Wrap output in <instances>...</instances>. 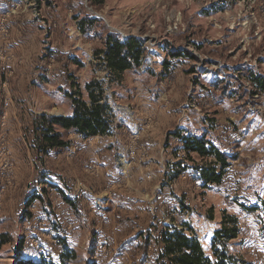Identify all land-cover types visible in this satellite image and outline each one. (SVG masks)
Segmentation results:
<instances>
[{"label":"rangeland","instance_id":"1","mask_svg":"<svg viewBox=\"0 0 264 264\" xmlns=\"http://www.w3.org/2000/svg\"><path fill=\"white\" fill-rule=\"evenodd\" d=\"M177 5V0H0L4 63L9 76L16 75L0 87V95L9 110L11 93H22V121L29 124L23 131L27 145L34 146L39 116L72 114L66 94H77L79 86L84 88L93 78L103 80L111 104V132L94 146L109 152V164L98 160L89 165L111 167L116 174L112 178L133 190L138 209L115 238L99 236L100 229L93 235L95 229L82 225L78 237H66L68 229L64 231L57 206L63 203L65 156L85 152L91 145L69 131L64 138L70 146L49 151L55 152L53 179L46 176L43 154L40 182L34 186L38 189L28 192L31 196L40 192L44 200L0 217V235L9 239L0 251V264H140L141 249L121 252V243L131 239L134 245L143 243L144 238L135 241L139 234H157L153 225L158 230L165 225L182 230L183 224L194 230L206 256L215 262L211 244L226 215L237 217L241 230L227 244L229 254L237 264H264V90L252 85L251 77L264 74V64L228 60L225 47L205 44L203 30L198 39L200 59L169 56L172 46L185 45L181 35L172 42L164 36L163 13ZM110 34L123 40L141 36L144 43L142 64L119 79L110 78L99 55ZM203 136L230 156L221 185L204 188L198 169L207 162L184 149L183 139ZM4 161L12 168V160ZM68 184L72 190L79 186L77 181ZM73 209L75 216L85 215L81 204ZM105 228L104 223L101 229ZM155 252L153 243L145 264L154 263Z\"/></svg>","mask_w":264,"mask_h":264},{"label":"trees","instance_id":"2","mask_svg":"<svg viewBox=\"0 0 264 264\" xmlns=\"http://www.w3.org/2000/svg\"><path fill=\"white\" fill-rule=\"evenodd\" d=\"M108 75L119 79L126 71L139 67L144 55V43L141 39L130 36L121 39L115 34H110L105 43V48L100 50ZM264 89V78L255 77ZM105 82L93 79L85 84L84 90L87 92L89 102L84 100V93L79 89L77 94L67 93V97L72 102L73 113L70 116H48L43 114L37 118L34 124V147L41 154H46L51 150L65 149L70 146V141L64 137L69 131L84 138L105 136L111 132V123L108 111L111 110L106 94ZM79 97V98H78ZM179 137V135L177 136ZM183 139V138H182ZM184 149L187 153H197L200 156H213L215 163L199 167V179L204 188L211 185H221L226 174V170L231 165L230 156L214 144L207 140L206 136L201 138L183 139ZM181 164H179L180 166ZM183 168V171H186ZM176 174L173 177H177ZM35 199H42L40 196L31 197L26 206L30 207ZM251 211H255L251 209ZM156 233L149 231L147 234H139L136 241L144 238L143 243L134 245L131 241H124L120 244L119 250L127 252L130 250H140L143 254L140 264L149 262V248L156 244L154 263L152 264H237L235 256L227 251V244L237 239L241 230L239 220L235 216L226 215L221 229L215 234L211 248L215 262L205 254L201 241L196 237L194 230L183 224V229L165 225L162 230H158L156 225L152 226ZM6 235H0V251L8 243ZM28 264H36L29 262ZM43 264V263H39ZM91 264H97L93 261Z\"/></svg>","mask_w":264,"mask_h":264},{"label":"crops","instance_id":"3","mask_svg":"<svg viewBox=\"0 0 264 264\" xmlns=\"http://www.w3.org/2000/svg\"><path fill=\"white\" fill-rule=\"evenodd\" d=\"M258 16L261 26L264 29V11H260ZM2 44L3 41H0V87L10 78L11 80L15 79V77L12 78L15 75V72H12L9 76L10 70L7 69V66L4 63L6 59V50H4ZM1 47L3 49H1ZM261 49H264L263 42L261 44ZM259 63L263 65L264 60H261ZM79 75L81 76V74ZM259 76L264 78V74L259 73ZM79 88L85 92L86 96H88L87 92L81 85ZM11 96L12 106L8 110L4 108V98L0 95V206H2L0 217H9L10 215L15 214V211L16 214L19 213L24 209L30 197L40 196L42 198L41 200H44L45 198L43 195L39 194L40 192L33 196L28 194V192L33 193V191L38 189L34 186H37L40 182L39 174L41 172L40 165L42 164L41 159L43 154L39 153L36 149H33L32 147L34 146L30 148L23 135L24 128L29 126V124L26 119H23L22 121L23 116L21 112L22 107L25 106L21 101V99H23L22 93L20 91H13ZM5 112L7 113V116L5 114V117H8L6 119L7 124L2 126L1 118ZM76 137H81L83 141L85 140L84 142L91 145L87 146L89 149L85 152H79L77 154L68 153V156H65L68 161L66 164V167L67 165L68 167L65 169L68 172H65V169H62V172L65 174L64 177L67 176V180L64 178L65 188H61L63 191V193H61L63 203L60 205V202L58 201L59 199H57L59 202L57 206L59 208L58 212L62 211L60 214L63 216L64 231L68 229L67 233L69 236L66 235V237H78L83 233L81 227L83 226L84 228H87V226H89L88 228L92 227L95 229L92 230L93 235L98 229H100L102 233L99 236L105 239L110 237L115 238L116 233L120 235V232L126 229L122 224H128L127 220L134 217V213L136 214L138 212V209L135 211V206L133 205V190L125 185L124 187L126 188L124 189L117 183V179L115 180L112 178L115 177L116 174H113L111 167L89 165L91 162H97L98 160H104L106 165L109 164V152L103 153L100 150H97V147L94 146L95 143L96 145L98 144L100 136L87 139L80 135H76ZM214 144L217 145V142H214ZM45 158L47 167L46 176L47 178L53 179L56 169L54 166L55 152L52 151L46 153ZM105 158L107 159L105 160ZM6 159L12 160V172L10 174L2 168L5 163L4 160ZM73 179L79 184V186L77 185L74 188L75 190H72V185L68 184L73 183ZM33 182L36 183L33 184ZM36 200L38 199H35L31 206L36 203ZM80 204L84 208L85 215L83 214L84 216H81L77 213L75 216L72 210H74L73 208H77V206L79 208ZM52 209L55 211V206ZM78 211L81 212L80 209ZM104 223L106 226L105 230L101 229ZM129 238H131V236ZM116 245H118V242Z\"/></svg>","mask_w":264,"mask_h":264},{"label":"built area","instance_id":"4","mask_svg":"<svg viewBox=\"0 0 264 264\" xmlns=\"http://www.w3.org/2000/svg\"><path fill=\"white\" fill-rule=\"evenodd\" d=\"M177 3V6L167 7L163 13L164 36L169 42H172L175 35L183 36L186 41L182 40V43L185 42L183 46H172L167 50L169 56L200 59L198 45L201 42L198 39L203 30L202 39L205 44L225 47L228 60L242 65L249 61L257 63L264 60V49H261L264 29L258 16L260 11H264V0H177ZM187 13L190 15L189 20H186ZM195 16L199 19L196 20ZM130 36L142 40L141 36ZM258 76L259 73H251L253 79ZM252 85L264 90L256 81H252ZM195 154L207 164L216 162L213 156ZM2 168L9 174L12 172L9 163Z\"/></svg>","mask_w":264,"mask_h":264}]
</instances>
